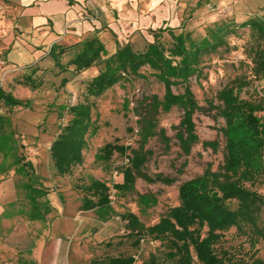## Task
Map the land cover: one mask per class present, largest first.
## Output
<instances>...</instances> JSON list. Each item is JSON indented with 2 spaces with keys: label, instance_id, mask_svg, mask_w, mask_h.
Segmentation results:
<instances>
[{
  "label": "rangeland",
  "instance_id": "rangeland-1",
  "mask_svg": "<svg viewBox=\"0 0 264 264\" xmlns=\"http://www.w3.org/2000/svg\"><path fill=\"white\" fill-rule=\"evenodd\" d=\"M126 3L133 8L135 0ZM87 5L90 9L83 19L100 23L87 40L94 37L104 45L101 60L126 44L134 52H144L156 42L169 51L174 46L172 34H182L189 45V41L206 38L212 41L215 35L228 31L223 45L202 57L201 75L188 82L199 107L193 114L197 140L188 154L180 149L176 133L183 110L178 107L168 112L159 109L152 116L153 134L148 138L140 135L151 98L162 100L164 95L163 84L147 66L140 69L139 77H124L101 96L92 97L86 96L87 84L104 64L75 71L67 64L81 51L80 46L59 54L63 70L42 62L28 72H10L0 56V91L22 101L15 106L0 101V264H33L31 252L59 238L68 243L69 264H94L109 257H131L133 264H178V257L169 256L175 251L169 237L155 240L146 234H129L123 217L133 214L144 227H150L179 205L182 183L201 176L206 169L215 172L222 168L225 123L218 113L217 93L224 86L245 78L248 84L239 97L264 106V77L256 79L252 72L253 50L261 36L242 26L249 20L264 22V0H150L137 10L136 18H131L130 8L125 7L110 21L105 20L99 5L91 0ZM172 91L182 93L183 86H174ZM78 103H87L91 110L87 146L82 164L60 176L49 149L71 119L68 108ZM256 116L264 122V111ZM205 142L216 146L205 147ZM106 144L129 150L125 155L113 153L108 160L96 159ZM131 151L146 155L143 176L123 193L113 185L122 182ZM263 169L264 162L254 180L244 184L262 198L255 226L240 223L231 227L220 233L213 246L223 264L264 263ZM92 180L109 188L106 219L99 218L95 210H81L83 198L90 196L86 187ZM228 206L234 210L237 203L231 201ZM44 232L51 236H43ZM206 232L203 227L200 236L205 237ZM192 256V264H200Z\"/></svg>",
  "mask_w": 264,
  "mask_h": 264
},
{
  "label": "trees",
  "instance_id": "trees-1",
  "mask_svg": "<svg viewBox=\"0 0 264 264\" xmlns=\"http://www.w3.org/2000/svg\"><path fill=\"white\" fill-rule=\"evenodd\" d=\"M242 26L255 29L261 40L253 50L252 72L256 79L264 77V22L247 21ZM219 31V30H218ZM215 35L211 41H189L182 34L171 35L174 46L169 51L162 44L151 43L144 52H134L130 45L119 47L104 60H101L105 49L96 38L81 44V51L68 62L75 71H84L99 62L103 69L92 78L86 87V96L99 97L116 85L124 77L140 76V69L149 67L155 78L164 86L162 100L151 98L148 117L141 120L140 135L151 136L154 126L153 115L160 109L168 112L173 107L183 110L176 138L180 149L188 154L191 145L197 140L193 114L199 109L188 85L190 78L201 75L202 57L223 45V37ZM51 57L59 70L64 67L59 63L55 51ZM245 78L238 77L224 86L218 93L217 106L219 116L224 120L223 133L225 142V159L218 171L206 169L201 176L182 183L178 188L179 205L170 208L164 217L150 226L144 227L133 214H126V229L129 234H146L155 240L169 237L174 252L170 258H176L178 264H192L195 259L200 264H223L214 250L220 233L237 227L240 223L255 226L257 214L262 205V198L256 192L244 187L252 182L263 168L264 155V122L256 114L264 111L262 103H254L239 97L240 91L247 86ZM183 86V92L174 94L172 87ZM0 101L7 105H20L22 101L0 91ZM68 111L71 119L61 128V132L50 146V155L58 175L71 172L72 168L83 162V150L87 146L85 136L91 127V110L87 103H78ZM150 115V116H149ZM143 120L145 124H143ZM163 137V133L160 134ZM205 147L215 148V143H203ZM129 147L106 144L96 154L98 160H108L113 153L125 155ZM129 165L122 170V182L113 185L119 192L133 188L137 177H142L141 167L145 162L142 151H131ZM31 166V165H30ZM264 170V169H263ZM89 197L82 200L81 210H95L99 218L106 219L110 213L109 188L105 183L92 180L86 187ZM235 201L237 208L232 210L228 202ZM198 227V228H195ZM207 228L206 236L200 231ZM131 257H109L95 260L94 264H133ZM253 264H264L256 261Z\"/></svg>",
  "mask_w": 264,
  "mask_h": 264
},
{
  "label": "crops",
  "instance_id": "crops-1",
  "mask_svg": "<svg viewBox=\"0 0 264 264\" xmlns=\"http://www.w3.org/2000/svg\"><path fill=\"white\" fill-rule=\"evenodd\" d=\"M88 1L0 0V56L8 70L28 72L42 62L46 66L55 65L51 51H55L59 60V54L65 50L81 47L83 42L94 39L87 40L100 23L83 19V14L90 9ZM91 1L99 5L106 21L125 7L130 8L131 18H136L141 5L150 2L135 0L131 8L126 0ZM43 236H51V233L44 232ZM46 244L31 252L33 264H69V246L64 239Z\"/></svg>",
  "mask_w": 264,
  "mask_h": 264
}]
</instances>
